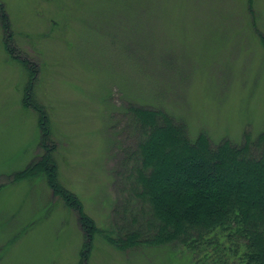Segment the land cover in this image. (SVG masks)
Here are the masks:
<instances>
[{"label":"rangeland","instance_id":"rangeland-1","mask_svg":"<svg viewBox=\"0 0 264 264\" xmlns=\"http://www.w3.org/2000/svg\"><path fill=\"white\" fill-rule=\"evenodd\" d=\"M252 1L253 15L250 0H0V264H192L178 243L122 252L111 242L148 213L122 208L119 174L129 180L147 129L138 138L127 109H164L213 145L256 141L264 0ZM46 133L57 180L95 220L96 239L39 171Z\"/></svg>","mask_w":264,"mask_h":264},{"label":"trees","instance_id":"trees-1","mask_svg":"<svg viewBox=\"0 0 264 264\" xmlns=\"http://www.w3.org/2000/svg\"><path fill=\"white\" fill-rule=\"evenodd\" d=\"M252 5L250 0L253 15ZM259 37L264 45V33L259 32ZM10 40L8 30L7 49L16 52ZM127 111L138 138V129L144 125L147 129L141 130L144 138L138 151L131 153L135 163L129 180L125 172L119 174L121 196L126 193L129 197L122 208L141 202V209L136 211L148 213L134 216L132 225L140 229L110 241L122 252L143 245L178 243L190 253L188 263L192 264H264V158L251 159L254 142L259 147L264 145V133L256 141L244 135L242 145L229 138L213 145L207 133L192 137L186 122L177 123L164 109L130 104ZM40 113L45 126V115ZM47 137L48 133L42 139L46 152L39 171L45 173L55 193L81 212L80 226L86 237L96 239L101 230L95 220L57 180L54 148ZM130 158L125 160V167ZM235 178L243 181H232ZM16 179L20 178L16 175ZM128 182L130 193L125 188ZM88 254L82 249L81 259H88Z\"/></svg>","mask_w":264,"mask_h":264}]
</instances>
